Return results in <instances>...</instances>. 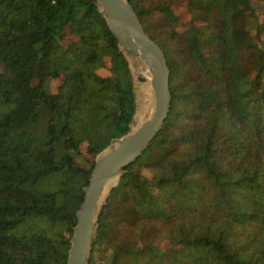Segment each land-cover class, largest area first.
I'll use <instances>...</instances> for the list:
<instances>
[{
    "label": "trees",
    "instance_id": "obj_1",
    "mask_svg": "<svg viewBox=\"0 0 264 264\" xmlns=\"http://www.w3.org/2000/svg\"><path fill=\"white\" fill-rule=\"evenodd\" d=\"M127 1L164 51L172 101L112 189L93 251L120 215L136 238L112 239L104 264H264V8L186 0L191 25L179 32L176 0ZM156 13L167 36L151 26ZM65 29L77 39L63 47ZM135 111L128 63L96 0H0V264L67 263L95 157ZM84 143L88 167L76 161Z\"/></svg>",
    "mask_w": 264,
    "mask_h": 264
},
{
    "label": "water",
    "instance_id": "obj_2",
    "mask_svg": "<svg viewBox=\"0 0 264 264\" xmlns=\"http://www.w3.org/2000/svg\"><path fill=\"white\" fill-rule=\"evenodd\" d=\"M249 1L255 8H264V3ZM96 4L128 63L134 92L138 85L149 83L152 104L147 118L133 127L130 125L126 134L113 138L95 157L88 184L83 187V200L76 212L66 264H89L99 217L112 189L118 184L124 168L133 163L159 133L172 101L170 70L164 51L144 31L132 6L127 0H96ZM139 101L137 93L135 102Z\"/></svg>",
    "mask_w": 264,
    "mask_h": 264
},
{
    "label": "rangeland",
    "instance_id": "obj_3",
    "mask_svg": "<svg viewBox=\"0 0 264 264\" xmlns=\"http://www.w3.org/2000/svg\"><path fill=\"white\" fill-rule=\"evenodd\" d=\"M254 1L255 2H259V0H252V2L254 4H256ZM173 9L175 10V13H176V15L179 18V21H178L176 29L179 32H185L191 25L190 15L188 14V12L186 10V0H176V2L173 4ZM258 9H260V8H258ZM155 15H156L155 19H157L158 17H159V19H157V21L155 20V22H152L151 26L155 27V29L157 31H159L161 34L167 36L169 34V27L167 25L164 26L162 24V22L160 21V15L158 13H156ZM254 25H255V23H253L251 25L250 31H251V34L255 37V40H257V42L259 43V40H258L259 36L255 32ZM261 37H263V36H261ZM76 39H77V37H75L72 33H70V31L68 29H65L64 32H63V38L61 40V44H62L63 47H66L70 42H72V41H74ZM204 52H205L206 55L209 54V51H208L207 48L204 50ZM97 73L100 74L101 76L110 75L111 71H110V68H109V63H107L106 66L98 69ZM62 82H63V77L62 76H59L57 78H50L46 82L45 90L48 93H50V94L51 93H55V92H57V89L61 85ZM134 93H136L135 95H136V98H137L136 87H135V92ZM138 103H136L137 108H136V112H135L134 117H133V121L131 123L132 127L135 126L137 121H138L137 117H136L137 116V112H138ZM179 105L180 104H177L178 108H179ZM46 119H47L46 115H42L40 117V120H39L40 127L45 126ZM177 123H178V121H175V123L172 125V128H170L169 132H175V134L179 133V130H178L179 129V125ZM55 150H56V155L57 156H60L61 154L65 153V150L63 148V143H62L61 139L56 141ZM91 160H92V156L87 154V152H86V144L84 143V144L81 145L80 155H78L76 157V161H77V163L80 166L88 167ZM141 172L147 178H150L152 176V172H150L147 169H142ZM114 221H115L116 228H114L112 232H115V233L111 234L110 240L105 242L104 245H102L99 249L98 248L95 249L94 251H93L94 244L92 245L90 256H89V264H90L91 258H93V261H94L95 264H104V263L109 261V255L111 253V247H112V244H113V240L112 239H114L116 237H119V240L122 241V242H131V241L135 240L136 236L134 235L133 232L130 231V227L126 226L125 224L123 225L120 222L121 221L120 215H117L114 218ZM119 222H120V224H119ZM96 235H97V233H96ZM152 240L154 241L155 244H157L159 247H161V249H163V248H165V247H167L169 245V243L167 241H162V242L157 241V238H152ZM144 241H146L145 238H144ZM94 243H95V241H94Z\"/></svg>",
    "mask_w": 264,
    "mask_h": 264
},
{
    "label": "bare ground",
    "instance_id": "obj_4",
    "mask_svg": "<svg viewBox=\"0 0 264 264\" xmlns=\"http://www.w3.org/2000/svg\"><path fill=\"white\" fill-rule=\"evenodd\" d=\"M149 87H150L149 83L137 86L138 97H139V100H141V102L139 101V108H138V112L136 116L138 123H141L145 118H147L148 113H150L151 111L152 97H151V91ZM147 104H148V107L146 106ZM106 192H107V188L104 191L103 196L105 195Z\"/></svg>",
    "mask_w": 264,
    "mask_h": 264
}]
</instances>
